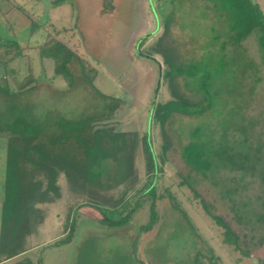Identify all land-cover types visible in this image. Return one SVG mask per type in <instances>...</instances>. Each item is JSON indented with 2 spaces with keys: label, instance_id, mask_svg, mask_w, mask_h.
<instances>
[{
  "label": "rangeland",
  "instance_id": "obj_1",
  "mask_svg": "<svg viewBox=\"0 0 264 264\" xmlns=\"http://www.w3.org/2000/svg\"><path fill=\"white\" fill-rule=\"evenodd\" d=\"M251 1L264 15V0ZM105 3L106 0H0V36L7 34L6 27L12 28L10 34L22 49L21 56L9 64L15 72L9 80V95L0 93V134L5 138L6 127L23 118L36 127L37 139L50 151L48 143L56 139L63 119H88L94 128H103L99 142L108 154L104 160L107 183L113 185L123 175H127V182L135 178L134 187L121 203L117 201V193L98 197L101 208L109 212L111 219H118L127 215L136 202L143 201V206L133 213L130 224L122 228L98 224L102 216L93 208L81 207L75 214L76 229L71 242L54 247L52 244L63 236L61 225L68 206H77L81 201L79 194L71 191L67 179L59 176V197L35 207L42 211L43 221L32 225L25 253L0 264H15L25 258L32 264L38 261L40 264H192L196 252L211 256V264H264V232L259 227L251 230L222 197L224 191L235 189L231 199L237 204H247V209L256 213L264 201V184L256 178L240 182L236 173L227 171L203 179L180 162L179 148L188 140L189 132L200 122L213 128L215 117L178 116L171 119L172 124L165 125L163 135L159 124L150 116L155 105L170 99L160 75L165 66L159 48L172 52L173 46H177L176 54L183 57L185 48L201 44L203 0H174L172 4L168 0H110L109 11L103 10ZM166 13L167 20L162 18ZM165 21L168 33L163 36ZM49 35L64 42L94 69L91 86L80 78L75 60L69 65L72 84L68 86L62 77L53 74L49 62L39 58V46ZM243 47L252 60H258L252 37ZM29 74L41 81L22 91L15 90L16 82ZM259 75L264 77L263 72ZM183 92L191 97L193 87ZM111 108H117L113 119H109L113 114ZM245 113L259 122L256 132L260 131L264 139V80L256 87ZM118 131L120 135L116 134ZM132 132L136 133L138 145L131 152V139L121 133ZM146 133L156 157V172L147 170L142 146ZM164 140L169 148L161 155ZM5 153V144L0 139V209ZM50 155L62 156L66 161L73 157L66 155L63 148L50 151ZM130 157H134L133 178L131 171L123 166ZM152 176L158 218L152 231L143 234L140 229L148 222L151 199L141 194L151 184ZM191 190L241 242L245 241L239 246L242 251L248 249V257L222 243L221 230L204 214ZM170 197L175 199V207ZM251 219L255 221L256 217Z\"/></svg>",
  "mask_w": 264,
  "mask_h": 264
},
{
  "label": "trees",
  "instance_id": "obj_2",
  "mask_svg": "<svg viewBox=\"0 0 264 264\" xmlns=\"http://www.w3.org/2000/svg\"><path fill=\"white\" fill-rule=\"evenodd\" d=\"M109 1L106 0L103 10H111ZM173 1L168 0V3L172 4ZM203 2L201 23L204 33L201 44L185 48L182 51L183 57L176 54L177 46H173L172 52L159 48L158 53L165 66L160 75L170 99L155 105L150 116L159 124L163 135L165 125L172 124L178 116L193 119H203L207 115L215 117L213 128L200 122L189 132L188 140L179 148L180 162L203 179H212L216 173L227 171L236 173L240 182L246 178H256L264 184V139L260 131L256 132L259 122L245 113L256 87L264 80L259 75L260 72L264 75V15L251 0ZM153 14L157 19L154 9ZM168 17L166 13L162 18L167 20ZM166 23L165 21L163 25V36L168 33ZM5 32L8 35L0 36V93L8 96L9 80L15 74L9 64L21 56L22 49L18 40L10 34L12 28L6 27ZM251 37L255 42L257 61L252 60L243 47V43ZM38 56L49 62L53 74L62 77L68 86L72 84L69 65L75 60L80 78L92 85L94 69L89 68L64 42L49 35L44 44L39 46ZM40 81L41 79L36 80L29 74L16 82L15 90L22 91ZM190 86L193 87V93L188 97L183 90ZM117 108H111L110 112L113 114L110 118L108 116L109 119L115 117ZM58 127L56 139L48 143L49 149L53 151L63 148L66 155L73 156L70 161L64 160L62 156L54 158L50 155L45 144L37 139L36 127L26 123L23 118L12 121L6 127L5 138L0 134L6 149L4 194L0 209V263L25 253L24 247L32 225L43 221L42 211L35 207L51 203L59 197V176L63 175L67 179L71 191L78 193L81 201L77 206H68L61 225L63 236L52 244L54 247L71 242L76 229L75 214L81 207L96 210L102 216L98 224L107 228H122L130 224L133 213L143 206V201H138L127 215L111 219L109 212L101 208L98 197L117 193V201H123L126 193L135 185V175L132 173L134 157L127 159L123 165L131 171L133 180L127 182V175H123L119 182L111 185L105 180L109 177L104 165L106 155L108 156L107 149L105 151L99 142L103 128H94L85 118L75 121L63 119ZM116 134L120 135V132ZM121 134L131 139V152L137 149L135 132ZM148 136L146 133L142 139L147 170L156 172V157ZM168 148L169 143L165 141L160 149L161 155ZM151 178V184L141 194L151 199L148 222L140 229L143 234L152 231L158 218L154 204L155 178ZM184 183L183 181L182 184ZM120 187L124 190H120ZM191 191L204 214L221 230L222 243L239 252L242 257H248V249L242 251L239 246L240 243L244 245L245 241L241 242L240 237L220 217L211 213L210 207L198 194ZM234 191L235 189L226 190L222 197L229 201L236 217L245 220L244 223L251 230L259 227L264 232V201L260 204V211L255 213L247 209V204H237L231 199L230 194ZM170 198L175 207V199ZM252 216L256 217L255 221H252ZM262 241L260 238L259 242ZM204 258L207 264L213 261L211 256L204 257L196 252L192 264H205ZM15 264L32 263L25 258Z\"/></svg>",
  "mask_w": 264,
  "mask_h": 264
},
{
  "label": "crops",
  "instance_id": "obj_3",
  "mask_svg": "<svg viewBox=\"0 0 264 264\" xmlns=\"http://www.w3.org/2000/svg\"><path fill=\"white\" fill-rule=\"evenodd\" d=\"M5 262H7V261H5ZM4 263V262H3Z\"/></svg>",
  "mask_w": 264,
  "mask_h": 264
}]
</instances>
